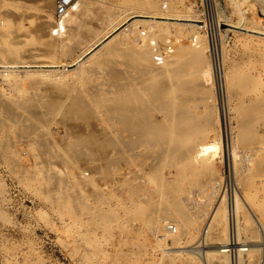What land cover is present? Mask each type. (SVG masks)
Here are the masks:
<instances>
[{
  "label": "bare ground",
  "instance_id": "1",
  "mask_svg": "<svg viewBox=\"0 0 264 264\" xmlns=\"http://www.w3.org/2000/svg\"><path fill=\"white\" fill-rule=\"evenodd\" d=\"M12 1L20 3L23 8L30 4L28 0ZM261 2L264 3V0ZM188 7L164 10L152 0H118L117 3L76 0L70 11L57 22H53L48 15L47 18L39 16L36 21V40L43 41L53 52H46V55L51 54L53 59L58 56L50 63L25 59V55L32 53L30 49V52L26 50L28 54H22L25 41H28L24 39L28 29L23 25V19L28 13H24V9L22 12H7L13 19L0 18V80L9 86L0 90V111L6 118L22 125L18 135L27 137L36 131L40 133V139L34 134L29 140L41 146L88 144L91 141L89 137L69 135L57 143V139L50 137L52 131L49 126L55 121L57 113L61 112V106L94 111L101 133V137H95V140L106 147L107 172L104 174L110 181L106 182L104 188H97L90 197L108 207L99 212L96 222L108 228V222H116V228L121 232L123 239L118 235L119 242H116L117 237L115 243L109 245L120 254L122 264L154 262L156 256H164L167 252L163 245L168 240L178 244L195 239L204 230L207 219L209 230L206 238L218 242L217 249L206 253L210 264H253L254 261L256 264L258 250L241 246L244 245L243 240L259 239L264 231V94L257 93L250 104L249 113L240 117L235 137H231L230 133L227 135L228 156L235 163L239 156L238 144L249 145L251 149L248 159L252 164L246 180L250 210L245 209L246 201L243 200V203L237 193L231 202L220 197L215 204L222 177L217 179L214 176V165L220 154L222 133L217 127L219 113L217 115L215 112L214 103H209L214 79L213 66L206 40L199 32V28L203 27L194 18L192 8ZM91 10L101 14L99 25H90L85 20ZM228 25L233 29L254 30L248 29L244 22L239 25L230 22ZM48 28L51 30L48 38L42 39L47 35ZM259 33L264 34L263 31ZM175 36L181 38L175 40ZM222 51L224 61L226 52L224 48ZM36 54L31 55L36 57ZM228 67L224 72L225 90L232 96L239 92L237 86L245 89V84L238 81L235 66L230 64ZM65 81L73 83V87L63 90L64 98L47 99L48 87L52 85L57 88L58 83ZM46 82L49 85L42 86ZM87 83L92 86L82 90L80 85ZM198 95L206 103L203 105L200 100L199 103L205 106L201 112L193 102H197ZM242 108L238 104L235 110L241 113ZM68 113L62 110L60 114L67 119ZM11 137V134L4 137L3 144H20V139ZM235 163L230 162L231 172H236ZM144 166L148 167L146 171L143 170ZM166 168L168 175L164 173ZM204 173L213 176L209 178L212 181L208 182L207 177L208 183L202 184L204 180H200V177ZM53 186L55 188L56 184ZM197 191L202 194V199L196 198ZM81 202L85 203L84 199ZM60 213L64 237L71 233L79 236L80 241L88 237V234L80 231L82 226L79 225L82 215L89 213L87 208L66 205ZM0 216L8 218L2 210ZM243 231L246 239H243ZM111 233V229H106L103 235ZM234 247H238L235 253ZM169 251L171 253L173 250L170 248ZM172 256H175L173 260L168 256L165 259H171V264H186L176 260L177 255ZM188 264L204 263L196 255H191Z\"/></svg>",
  "mask_w": 264,
  "mask_h": 264
},
{
  "label": "rangeland",
  "instance_id": "2",
  "mask_svg": "<svg viewBox=\"0 0 264 264\" xmlns=\"http://www.w3.org/2000/svg\"><path fill=\"white\" fill-rule=\"evenodd\" d=\"M107 1H111L112 3L118 2V0ZM152 1H156L164 10L170 9V7H174L176 9L178 8V10L187 8L188 6L191 7L193 14L195 15L194 18H197L199 20L198 24L203 27L199 28V32L204 36L206 40L205 43L208 46V54L213 66L214 75L213 86L210 91L212 97L210 98L209 103H214L215 112L217 111V115L219 113L218 116L220 119H218V122L220 124L217 123V127H219L222 133L220 142V154L217 157V164L214 165V168L216 167L215 171H217L216 173L214 171V176L217 179L219 177V179H221L222 177V181L220 182L219 190L216 193L217 196L215 195L214 203L217 204V201H219L220 197H224L226 202L227 200L228 202H231V199L235 198V193H237V196L243 203L246 201L244 207L245 205H247V207H245V209L250 210V201L248 195L246 194L249 190V185L246 180L250 174V167L252 164L248 159V155L251 149H249V145L242 146L241 144H238L237 150L239 156L235 163L233 158H229L228 156L229 142L227 140V135L230 133L231 137L232 135L233 137H235V135L237 134L240 117L244 114L249 113L250 104L257 93L264 94V34L262 35L261 33H259L262 31L264 32V3L261 2V0H180L181 3L179 2V0ZM171 1L175 3L173 4ZM28 3H30L29 7L23 8V6L18 2H14L12 0H0V18L4 19L6 17L13 19L11 17V14H9L11 13L9 11L16 10V12H22L26 10V12L24 13H28L29 17L27 15V17L25 16L26 18L23 19V25H25L26 29H28V35L26 34V36H24V39L26 38V40L28 39V41H25L23 47L24 51L22 52V54H28L31 49L32 53L28 54L29 56H31V59L28 55H25V59H33L38 61L39 63H41V61L42 63H44L45 61V63H50L49 61L57 59L58 56L57 58L53 59L51 54L46 55V52L48 53L50 50L48 49V47H46L43 41L40 42V40H36V37L38 35L34 30H36L35 25L36 21L39 20V16H42L44 18L47 15L51 16L53 18V22L54 20L57 22V19L60 18L55 15L56 0H28ZM183 4L185 7L183 6ZM94 13L96 12H89L90 15H86L85 20L88 21V24H94L96 26L99 25L101 14L96 13V15ZM51 17L49 18L51 19ZM251 20L255 21L252 22ZM230 22H232L233 24L236 23L238 25L239 23L242 24L244 22L248 25V29L254 30H243L242 28L238 27L233 29V27H230L228 25ZM250 24L251 27H249ZM240 26L243 27L242 25ZM51 28H53V26ZM47 30L48 32L45 33L47 35L42 36V39L48 38V33L49 31L51 32V30H49V28ZM177 37L175 36L174 39L176 40ZM180 38L181 37H178V40ZM162 43L165 42L163 41ZM223 48L226 52V58L224 61L222 55ZM26 50H29V52H27ZM40 52L42 54H40ZM44 52L45 54H43ZM49 53L53 52L50 51ZM31 54H34V56L36 54V57L32 56ZM231 61H233L234 63ZM62 62H65L64 58ZM230 64H233L236 68L235 71L237 72L239 77L238 81H242L245 84V89L241 88V86H237L236 90L238 89L239 92L233 94L232 96L228 95L227 90H225L226 85L224 79L225 69L227 70L229 68L228 65L230 66ZM3 83L5 82H1L0 80V90L7 89L9 86L7 83ZM47 85H49L47 82L45 84L42 83V86ZM55 85L56 84H53V86ZM83 85L84 84L80 85L82 90H86L90 86H92L88 83L84 86ZM56 86L57 88L58 86L60 88L57 89L56 87H54V89L52 85L48 87L49 92H47L46 95L47 99L49 97L54 100L63 99L65 94L63 93L65 92L63 90H65L66 87L69 88V86L73 87V83H68L67 81H65L58 83ZM240 89H242V91ZM199 97L200 95H198L197 97V102L199 103L201 100V103H203V105L206 104L205 100L203 99L204 101H202L201 97ZM193 102L197 104L198 112H201L205 109V106H203L201 103H199L198 105L196 101ZM238 104H241V106H243V112L241 113H238L235 110L236 105ZM62 110L64 112H69V116L67 117V119L62 118L63 116L60 114ZM61 112H58L55 116V121L50 123L49 127L50 131H52L50 133V137L52 139H57V143H59V139L68 137V135L73 137L82 136L81 138L89 137L91 141L88 142V144L90 145L86 143L87 145L77 144L68 146V144L61 143L58 145L56 144L57 147L55 144L51 146H41L39 145V143H34L32 140H29L34 134L36 135V138L40 139V133L37 134L36 131L27 136L28 138L26 136L24 137L18 135L21 131L19 129H21L22 125H19V122L16 123L11 119L6 118L0 111V139L3 141L4 137L11 134V138L20 139L21 144H14L11 142L3 144L5 142H2L0 140V210L4 211L8 217L7 219H5L0 216V264H122L121 260H119V258L121 257L120 254L116 253L113 250V247H111V243L116 241L115 238L118 237L116 242H119L120 237L121 239H123L121 232L119 231V228H116V222H108L110 228L102 227L99 223L96 222L95 219H98V216L100 215L99 212L102 213V210L105 211L108 207L107 204H101L96 200L93 201V198L90 197V195L93 194V192H95L97 188H104L106 186V182L109 183L110 181L106 177V174H104L107 172L106 147L102 143H99L98 140H95V137H101V133L97 126V123L99 122L96 119L94 111L91 110H87V112L89 113L88 114L86 110L84 111L82 109H74L68 107V105H64L61 106ZM59 115L61 116L59 117ZM91 116L94 118L91 119ZM81 117L83 118L80 119ZM64 123L66 124V126ZM262 130H264V126ZM95 134L96 136H94ZM21 140L23 142H21ZM24 140L26 141V144L24 143ZM29 141L30 143L28 144ZM93 145H95V147ZM64 150L66 152H64ZM81 150L84 152H82ZM13 151H16V153H13ZM85 153H88L90 157H88L89 155H85ZM68 158L71 161L68 160ZM230 162L232 164L234 162L236 164V168L239 170L236 169V172H231L229 169ZM101 168H103V170ZM147 169L148 167L144 166L143 170L146 171ZM88 173L90 174L88 175ZM164 173L166 175L169 174L167 168L164 170ZM54 175H56L57 178ZM207 175L208 174L205 173L201 175L200 180L205 181H203L202 184H206L212 181L210 179H212L213 176ZM205 178L208 180V182ZM63 179H65V182ZM98 183L102 184L98 185ZM55 184L56 186L54 188L53 185ZM198 192L199 191H197L196 198L200 199L202 194ZM223 193L224 195H226V198ZM240 196L243 198H241ZM83 199L85 203L81 202V200ZM92 201L95 203H92ZM215 204L213 205L212 210L214 209ZM66 205H70L72 207L78 205L89 210V213H85L84 215H82L83 219L79 224L80 226H82L80 227V231L84 232V235L88 234V237L85 236V240H78L79 236L72 233L67 237H64L62 235L61 227L63 226V221L60 211L61 208ZM90 213H92V215ZM88 217L90 219H88ZM206 223L207 224L203 226L204 230H201L202 233H199V235H197L196 238L191 241H184L183 243L181 242L177 244L173 243L171 240H168L163 245V248H167V252L164 254V256H156L155 261L149 264H171L173 263L172 257H175L172 256L173 254L177 255L176 260L186 264H188L191 255H196L197 257H199L204 264H210L206 259V253L207 251H213L217 249L216 244L218 242L217 240H208L206 238L207 231L209 230L207 228V225L209 227V219H207ZM106 229H111L113 232L111 234H107L109 236L108 239L106 238L107 235H103ZM146 232H148L147 229ZM213 232H216L215 229H213ZM263 232L264 231H262V235L259 239L257 238L256 240L249 241L248 239H246V233L243 231V239L246 240H243L244 245H242L241 247L248 248L251 246L250 248L255 247L254 249L258 250L256 264H264ZM116 233L117 235H115ZM104 238H106V240ZM80 242L82 243L79 245ZM109 243L111 246L109 245ZM86 246L88 247V249ZM170 248L171 250H173L171 251V253L169 251ZM228 248L232 247L229 246ZM236 248L238 247L233 248L234 253ZM174 249H176V251H174ZM83 251H85L86 253ZM167 256L172 260L170 259L169 261L168 259H165ZM246 263H248V259H246ZM254 263L255 261L253 262V264ZM132 264L141 263H138V261H134L132 262Z\"/></svg>",
  "mask_w": 264,
  "mask_h": 264
},
{
  "label": "built area",
  "instance_id": "3",
  "mask_svg": "<svg viewBox=\"0 0 264 264\" xmlns=\"http://www.w3.org/2000/svg\"><path fill=\"white\" fill-rule=\"evenodd\" d=\"M76 0H56L55 15L58 17L66 15Z\"/></svg>",
  "mask_w": 264,
  "mask_h": 264
}]
</instances>
